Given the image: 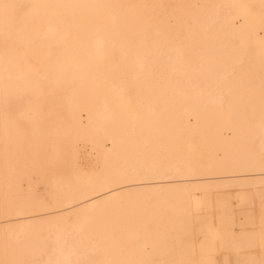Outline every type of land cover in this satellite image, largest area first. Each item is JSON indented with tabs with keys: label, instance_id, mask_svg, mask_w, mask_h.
Returning a JSON list of instances; mask_svg holds the SVG:
<instances>
[{
	"label": "bare ground",
	"instance_id": "obj_1",
	"mask_svg": "<svg viewBox=\"0 0 264 264\" xmlns=\"http://www.w3.org/2000/svg\"><path fill=\"white\" fill-rule=\"evenodd\" d=\"M4 4L0 264L206 258L264 192V0Z\"/></svg>",
	"mask_w": 264,
	"mask_h": 264
},
{
	"label": "snow or ice",
	"instance_id": "obj_2",
	"mask_svg": "<svg viewBox=\"0 0 264 264\" xmlns=\"http://www.w3.org/2000/svg\"><path fill=\"white\" fill-rule=\"evenodd\" d=\"M0 7L8 10L15 6L4 4ZM260 169L264 172V150L260 154ZM238 198L247 199L246 207L241 208L239 222L234 210L226 211L215 229V237L207 242V257L196 258L189 241L185 246L190 258L181 264H264V192L260 193L258 205L252 198L243 195Z\"/></svg>",
	"mask_w": 264,
	"mask_h": 264
}]
</instances>
